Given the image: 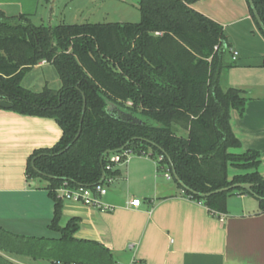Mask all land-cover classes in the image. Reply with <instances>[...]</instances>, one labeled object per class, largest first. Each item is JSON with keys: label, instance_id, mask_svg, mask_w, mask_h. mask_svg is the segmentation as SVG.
<instances>
[{"label": "trees", "instance_id": "1", "mask_svg": "<svg viewBox=\"0 0 264 264\" xmlns=\"http://www.w3.org/2000/svg\"><path fill=\"white\" fill-rule=\"evenodd\" d=\"M196 1L137 0L135 23L50 27L0 10V99L20 114L52 118L61 129L59 140L34 150L25 168L27 178L47 182L54 203L48 228L58 236L19 237L24 240L20 252L52 264H116L104 245L74 236L78 217L60 224L63 200L57 191L90 188L103 174L115 178L117 164L105 166L124 150L152 158L159 172L170 173L182 196L212 216L227 212L230 195L252 196L264 212L259 153L233 152L240 141L230 111L242 112L246 98L241 89L222 84L224 71L235 65L231 45L222 25L191 7ZM251 1L264 26V0ZM42 61L55 68L58 89L35 92L22 85L27 71ZM119 111L141 123L120 117ZM230 167L244 172L230 176ZM237 183L251 184L252 193L240 187L214 192Z\"/></svg>", "mask_w": 264, "mask_h": 264}, {"label": "crops", "instance_id": "2", "mask_svg": "<svg viewBox=\"0 0 264 264\" xmlns=\"http://www.w3.org/2000/svg\"><path fill=\"white\" fill-rule=\"evenodd\" d=\"M42 7V0H0L7 16L41 18ZM191 7L222 25L231 50L237 52L235 65L224 71L222 80L224 87L241 89L246 98L242 112L230 111V125L240 141L233 152L257 151L258 171L264 177V37L247 0H197ZM44 10L47 14L48 7ZM49 65L38 63L22 82ZM60 136L52 118L0 108V264H52L20 252L24 240L19 237L58 236L48 228L54 203L47 182L27 178L25 168L34 150L53 146ZM116 168L119 175L101 197L110 210L62 199L60 221L65 225L78 217L74 236L98 241L111 251L116 264H264V212L254 197L227 199V212L219 218L182 196L149 156L130 155ZM243 172L228 170L230 176ZM135 199L139 206L130 204Z\"/></svg>", "mask_w": 264, "mask_h": 264}, {"label": "rangeland", "instance_id": "3", "mask_svg": "<svg viewBox=\"0 0 264 264\" xmlns=\"http://www.w3.org/2000/svg\"><path fill=\"white\" fill-rule=\"evenodd\" d=\"M41 18L36 16L32 22L36 25L41 22L47 24V14L44 8L48 7L49 0H42ZM140 13L137 0H59L54 15V24H82L87 22L106 23V22H138ZM30 73L22 84L35 92L41 91L45 86L51 89L60 87V80L55 68L47 66L38 74ZM34 75V77H32ZM32 79L33 82L28 83ZM35 79V80H34ZM160 175L165 178V173ZM170 181H173L171 178ZM235 199V195L227 198Z\"/></svg>", "mask_w": 264, "mask_h": 264}, {"label": "built area", "instance_id": "4", "mask_svg": "<svg viewBox=\"0 0 264 264\" xmlns=\"http://www.w3.org/2000/svg\"><path fill=\"white\" fill-rule=\"evenodd\" d=\"M237 56V52L232 51L233 59ZM132 155L129 150H124L119 154H114L109 158L107 165L105 166L106 170L112 168L111 164H121L125 162L128 157ZM159 160L161 157L158 158ZM165 177L167 179H171L172 176L170 173H165ZM114 180V177H105L101 183H96L92 187H78V188H69V187H61L58 189V194L62 199L81 203L85 206L95 207L100 210H110L111 207L104 205L101 202V197L106 194L108 184H111ZM132 206H139L140 201L138 199L132 200L130 202ZM75 264V263H72Z\"/></svg>", "mask_w": 264, "mask_h": 264}, {"label": "water", "instance_id": "5", "mask_svg": "<svg viewBox=\"0 0 264 264\" xmlns=\"http://www.w3.org/2000/svg\"><path fill=\"white\" fill-rule=\"evenodd\" d=\"M247 1H248L249 6L251 7L252 13L255 16V19H256L257 23L260 25V27L262 28V30L264 32V26H263V24H262V22H261V20H260V18L258 16L256 10L253 7L252 1L251 0H247ZM58 3H59V0H49L48 13H47V21H46L47 22V26H49V27L52 26V25H54V23H53V21H54V15H55V11H56V7H57ZM10 107H11V105L8 102L0 99V108L9 109ZM84 111H85V105L82 108V114H81L80 122L82 121ZM118 115L120 117L126 119V120H129L132 123H135V124H140L141 123V121L137 117L133 116L130 113H126V112L119 111L118 112ZM79 133H80V128H79L78 133L76 134L74 140L78 137ZM107 153H108V151L102 155V158ZM172 174H173L174 179L180 185H183L182 182L179 180L178 176L176 175L174 169L172 170ZM103 179H104V174L102 175V178L100 179L99 183H101L103 181ZM236 187H240V188L248 191L249 193H252L251 192V184H249V183H243V184L237 183V184H234V185H232L230 187H227V188L218 189V190H216L214 192L226 191V190H229V189H232V188H236ZM208 194H210V193L202 194V196H206Z\"/></svg>", "mask_w": 264, "mask_h": 264}]
</instances>
